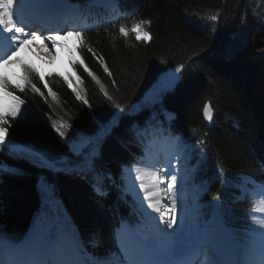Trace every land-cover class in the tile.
<instances>
[{"label":"trees","instance_id":"1","mask_svg":"<svg viewBox=\"0 0 264 264\" xmlns=\"http://www.w3.org/2000/svg\"><path fill=\"white\" fill-rule=\"evenodd\" d=\"M92 1L71 0L85 15L103 20L81 32L83 44L77 50L78 59H83L101 83L92 80L80 64L72 67L74 77L79 75L82 80L73 79L74 86L91 107L77 99L58 75L48 74L41 81L39 74L31 73L30 80L44 95L33 92L31 85H25L23 92L9 88L25 101L22 108L28 109L24 122L19 117L10 120V132L53 159L69 157L79 163L83 157L73 156L52 123L71 125L67 131L78 129L88 136L114 119L111 135L103 141L95 161L96 182L107 194L97 196L82 172L54 174L25 159H13L5 151L0 154V165L14 166L23 174L0 175V232L21 240L32 229L48 227L45 221L51 218L38 216L37 182L46 178L89 254L118 251L114 231L122 220L133 224L135 217L131 200L116 186L120 165L130 163L138 153L129 127L154 123L165 109L174 112L171 128L204 149V159L195 156L194 160L195 179L205 184L201 199L207 210L220 194L224 225L236 234L244 231L249 227L251 200L231 182L242 173L264 183V0H116L115 12L94 7ZM213 15L218 16L217 21L210 19ZM245 17L247 23L242 24ZM141 21H150L142 25L152 35L149 42L137 41L131 32L132 25ZM121 25L129 30L127 37L120 34ZM19 60L32 65L25 58ZM180 63L187 67L175 90L161 103L149 106L146 99L137 106L161 72ZM9 70L23 74L18 64ZM44 82L55 97L49 96ZM101 84L111 100L104 96ZM206 102L214 112L210 128L205 127L202 116ZM201 140L206 143L200 145ZM218 168L228 178L227 186L222 184Z\"/></svg>","mask_w":264,"mask_h":264},{"label":"snow or ice","instance_id":"2","mask_svg":"<svg viewBox=\"0 0 264 264\" xmlns=\"http://www.w3.org/2000/svg\"><path fill=\"white\" fill-rule=\"evenodd\" d=\"M71 3V0H0V35L2 41L0 45L6 43L3 54H0V154L8 152L13 159H25L32 163L35 167L42 168L45 171L54 174H71L83 167L94 170L95 161L101 155L100 147L108 135H111V126H102L97 133L84 137V147L93 145V148L85 153L83 149L77 151L70 146L73 156H83V160L78 164H70L69 157L51 158L47 154L31 145L25 144L14 133L10 132L12 124L10 120H16L18 117L21 122L25 120L27 108H22L25 101L10 91L9 88L14 86L19 92L25 90V85H31L33 92L44 93L29 78L31 73H39V70L32 65L22 63L17 57L19 50L28 45L36 44L42 47L45 52H49V46L44 43L43 33L38 34L34 30L26 31V23L24 13L26 6L39 3ZM217 21L218 16L213 15L210 18ZM150 21H141L133 24L131 32L134 33L137 41L148 42L152 40V35L145 31L143 24ZM242 24H246V17L242 19ZM119 32L123 37L129 35V30L123 25L120 26ZM76 37L80 42L77 50L83 44V35L80 31H65L63 35L53 33L46 36L50 42L52 49L57 47L64 48L68 52V63L75 68L80 64L88 76L97 84L100 80L89 70L83 59H78L73 55L74 49L68 48L65 44H60V40L67 37ZM235 39V37H233ZM233 49H228L231 52ZM92 52V48H88ZM51 60L57 59L55 52H50ZM13 64H18L23 74H17L9 71ZM187 65L180 63L174 68L163 70L157 77L149 93V106L161 103L163 97L174 91L177 84L183 79L182 73ZM104 71L111 76L108 66L104 65ZM51 75V74H49ZM64 82L68 85L77 99L81 100L85 105L91 107L86 96L81 95L77 86H74V74H60ZM44 81V76H39ZM75 81L82 83L81 77L75 75ZM44 88L47 89L49 96L55 97L57 94L47 82H44ZM104 96L111 100L112 97L104 90L101 84ZM124 111V109H120ZM170 118L174 116L168 114ZM204 117L211 121L213 119V109L210 104L203 107ZM151 119V116L148 118ZM51 127L55 130L60 138L68 136L67 129L71 125L64 123H52ZM138 128L139 125H134ZM101 133L103 135H101ZM68 142L67 140L65 141ZM171 142V138H169ZM206 140H201L200 145H204ZM204 149L202 148V152ZM125 167L122 165V171ZM135 183L132 186L133 191L138 190L142 194L141 207L144 210L143 224L148 229L145 231L139 225H133L128 221L122 220L120 225L114 231V239L118 251H110L104 255L90 256L91 264H113V259H119L121 264H189L187 256L197 240L201 243L206 242L210 250L216 251L221 245L222 240L219 232L223 231L222 217L221 224L218 226L216 234L208 232H200L199 218L200 211L198 204H190L187 197L186 178L182 168L179 166V160L173 163L171 160L160 169H153L150 173L141 172L139 168H135ZM218 175L222 178V184L227 185L228 178L222 168L217 169ZM22 175L23 170L11 165H0V175L2 174ZM149 175L151 183L145 182V176ZM110 177V174H109ZM163 186V187H162ZM93 190L97 196H105L107 193L93 185ZM40 191L45 197V203H48V194L55 196L54 185L45 178L40 182ZM216 201L219 202L220 194H217ZM167 202L165 205L164 202ZM146 205V207H145ZM55 212V208L52 209ZM214 217H220L219 210L214 213ZM192 226V227H189ZM52 228H58L56 218L50 223L48 230H42L35 234H29L22 240H15L0 232V264H78L75 258L79 255V250L68 244L62 232L51 231ZM249 239L246 241V258L247 264H264V225L259 228L250 227L248 230ZM95 246V242H94Z\"/></svg>","mask_w":264,"mask_h":264},{"label":"rangeland","instance_id":"3","mask_svg":"<svg viewBox=\"0 0 264 264\" xmlns=\"http://www.w3.org/2000/svg\"><path fill=\"white\" fill-rule=\"evenodd\" d=\"M109 10L111 11H114L115 10V7L112 6V7H109L108 8ZM78 9L76 8L75 10V16L77 18L78 17ZM81 20V19H80ZM76 22L77 24H73L72 25V29L71 31H79L81 28L83 27H90L93 25V23H86V22H83L82 20L79 21L78 19H76ZM58 25V24H57ZM56 25V26H57ZM55 27V26H54ZM56 29V27H55ZM74 37V36H73ZM75 41H74V44L73 46H71V49H74L75 51L73 52V55L77 57V47H78V40L76 37L73 38ZM17 56H20V57H27L23 54H16ZM66 55H68V52H66ZM35 66L36 68L39 70V74L40 75H46L48 73H51V72H54L56 74H58L59 76H61L59 72H57L55 69H44L38 62L36 63L35 61L31 60L29 57H27ZM68 58V57H67ZM67 66V67H66ZM65 67V75H69V74H73L71 69H70V64L68 63V65H66ZM74 78V75L73 77ZM150 90H151V87L148 89V91L143 95L141 101L137 104L138 105H141L146 99L149 100V93H150ZM133 109H136L135 106L132 107ZM166 117L169 118V115L166 114L165 115ZM112 122H114V119H111L110 121L106 122L105 125L109 126ZM98 128H94L91 132L92 134L94 133H97L98 132ZM68 132V136L65 137L64 139L67 140L69 146L75 148L77 151H79L80 149H84V144H83V140H84V137H86L85 135L87 134H84L82 133L81 130H78V129H70L67 131ZM101 135H103L101 133ZM140 137L144 143V138L146 137V135L144 133H140ZM145 145V143L143 144V146ZM186 147H187V152L188 154L190 155V157L192 156L193 152L195 151V147L193 145H188L186 144ZM93 148V145H90L89 147V151ZM83 157V156H82ZM69 163L70 164H78V163H74V162H71L69 160ZM80 163V162H79ZM82 169H85L86 172H90L92 175L95 173L94 170H89L88 167H83ZM189 169H191V167H189L188 169L186 168L184 171L187 173V176H186V179H187V197H188V201L190 204H198L197 203V193H198V189L192 184V183H189L190 182V179H191V174L189 173ZM125 171V170H123ZM124 174V172H122V175ZM123 177V176H122ZM121 177V179H122ZM44 180L43 178H39L38 182H37V189H38V192H39V197L41 199V211L40 213H38V216L39 217H45L47 216L48 218H51V219H46L47 221H45V224H48V227L46 226L45 229H49V226H50V222L53 221V218H56V222L58 224V228H52V231L55 232V231H60L62 232L63 234V237L64 238H67L69 241H68V244L70 245H74L78 250H79V255L76 256L75 258L78 260V264H87L88 262H86L88 260V255L85 253L84 249L82 248L80 242H79V239L78 237L76 236V234L74 233V231L72 230V228L70 227L69 225V221L66 217V213L63 209V207L61 206L60 202L56 199V194L55 196L53 197L51 193L48 194V203H45V197L44 195L42 194V192L40 191V182ZM236 186L238 188H240L244 193L245 192H248V194H250L252 196V200L254 202V212H253V221H252V226L253 227H256V228H259V217L257 215V204L255 202H263L264 203V188H258V187H255V185L253 184V181H251L250 179L248 178H240L238 182L235 183ZM125 184H123L122 186V190L125 194H127L125 191H124V186ZM257 191L258 192H262L263 194L262 195H259V197H257ZM259 199V200H258ZM258 200V201H257ZM136 203V202H135ZM199 205V204H198ZM137 206V209L139 212H141V215H142V218L140 217V215L138 216L140 218V220H142V223L139 225L141 226L142 228L145 229V231H147L148 229L144 226L143 224V217H144V213L140 210V207L136 204ZM55 208V212L52 211V209ZM219 210V208H214L212 213L210 214L209 217H207L205 214H204V211L202 210L201 206L199 205V211H200V218H199V226L201 227L200 230H203V228H205L207 225H209L213 230L215 229V231L218 230V226L220 225V217H214V213L216 212V210ZM220 213V211H219ZM50 215V217L48 216ZM45 217V218H47ZM52 220V221H51ZM49 221V223H48ZM192 227V226H191ZM208 227V226H207ZM208 227L210 230V232H213V230ZM41 228H37V229H34L33 231L29 232L31 234H35V233H38L42 230H40ZM224 233H225V236L228 238V237H231V238H234V239H237L238 242L235 243V245H233L234 247H239V249H243L244 251L246 250V245H243L241 242H244L246 243V241L248 239L244 238V239H241L239 238L238 236H232L231 233H229L227 230L224 229ZM247 244V243H246ZM90 262V261H89ZM113 264H121L120 260L119 259H113Z\"/></svg>","mask_w":264,"mask_h":264},{"label":"bare ground","instance_id":"4","mask_svg":"<svg viewBox=\"0 0 264 264\" xmlns=\"http://www.w3.org/2000/svg\"><path fill=\"white\" fill-rule=\"evenodd\" d=\"M52 3H39V4H30L28 6H26V11L24 13L25 16V23H26V31L28 30H34L36 31L38 34L43 33L42 38L44 39V43L46 45L49 46V52H45L43 50L42 47H37L36 44H28L24 47H22L19 52L17 54H23L27 57H29L31 60L35 61L36 63L38 62L44 69H55L57 72L64 74L65 68L67 67L66 65H68V55H66V50L64 48H55L52 49L50 42L46 39V36L49 34H53V33H60L61 35H63V33L65 31H71L70 29L72 28V23H71V19L70 21H68V17L67 18H62L59 20L55 21V24H60L59 27H56L54 24L52 26H47L48 24H43L40 21H36L34 20V18H32L28 11L31 10V8H35V7H45L46 5H50ZM57 8L54 9V13L53 14H58V8L63 9L66 14H73L74 11V6L69 4V3H54ZM64 19H66L67 21H64ZM76 22V21H74ZM56 29H55V27ZM74 37H67L64 40H60L59 43L60 44H65L67 45L68 48H71V46H73L74 44ZM0 41H2V35H0ZM6 48V43L0 45V52L3 54V51ZM50 52H55L57 54V59L55 61L49 62L51 60V56H50ZM66 66V67H65ZM149 149L147 148L145 150V153L147 155V153L149 151H154L161 156V160L159 161V163L156 166H152L150 164H147L146 166H133L132 168H129V170L126 172V174L124 175V179L127 180L126 184H125V188L124 191L127 192L135 201L136 203L140 206L141 210L144 212V210L141 207V202H142V194L139 193L138 190L133 191L132 186L135 183L134 181V177H135V168H139L141 170V172H145V173H150L151 170L153 169H160L163 168L167 162L169 160H171L173 163H175L178 159V154L173 150V148L166 146V143H162V142H157L155 144L154 147V141L151 140L148 143ZM150 176L146 175L145 176V182L146 183H150ZM263 194L262 192H258V196ZM165 205H167V202H164ZM146 207V205H145ZM257 215L259 217V227L261 225H264V203L263 202H257ZM191 227V226H189ZM210 229L208 227H206L203 230H200V232H208V233H213L209 231ZM220 236H221V232H220ZM65 241L68 243V239L64 238ZM222 245L219 247L220 249H223L225 251L226 257H227V261L229 262V264H247V258H246V251H244L243 249H239L236 248L232 245V243L234 242L233 238H229V239H225L222 238ZM208 245L206 242L201 243L199 240H197L195 242V244L193 245L191 250V254L193 256L197 258H203L201 251H199V247H204ZM208 260H210V258H208Z\"/></svg>","mask_w":264,"mask_h":264},{"label":"water","instance_id":"5","mask_svg":"<svg viewBox=\"0 0 264 264\" xmlns=\"http://www.w3.org/2000/svg\"><path fill=\"white\" fill-rule=\"evenodd\" d=\"M113 3H114V0H97V1H95L96 5H101V6H108V5H112ZM206 104H208V103H206ZM213 118H214V112H213ZM203 121H204V125L206 128H210L212 126L213 119L211 121H209L203 115Z\"/></svg>","mask_w":264,"mask_h":264}]
</instances>
